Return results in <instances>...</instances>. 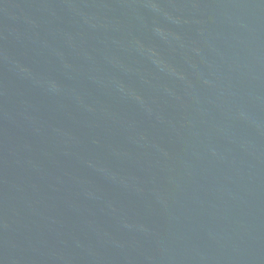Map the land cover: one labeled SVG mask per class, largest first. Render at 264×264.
<instances>
[{"label":"water","instance_id":"1","mask_svg":"<svg viewBox=\"0 0 264 264\" xmlns=\"http://www.w3.org/2000/svg\"><path fill=\"white\" fill-rule=\"evenodd\" d=\"M0 264H264V0H0Z\"/></svg>","mask_w":264,"mask_h":264}]
</instances>
